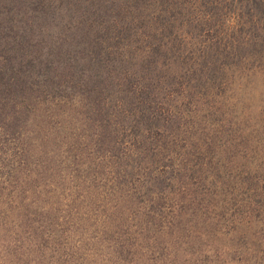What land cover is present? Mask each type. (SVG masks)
I'll return each mask as SVG.
<instances>
[{"label":"trees","instance_id":"16d2710c","mask_svg":"<svg viewBox=\"0 0 264 264\" xmlns=\"http://www.w3.org/2000/svg\"><path fill=\"white\" fill-rule=\"evenodd\" d=\"M257 80L264 0H0V217L50 264H264Z\"/></svg>","mask_w":264,"mask_h":264},{"label":"rangeland","instance_id":"374dc122","mask_svg":"<svg viewBox=\"0 0 264 264\" xmlns=\"http://www.w3.org/2000/svg\"><path fill=\"white\" fill-rule=\"evenodd\" d=\"M259 80L249 86L252 95L244 96L250 99L249 110L255 114L262 112V98L258 93L263 89ZM258 118H253L249 125L255 129ZM64 134V133H63ZM30 220L15 214L0 217V264H50L39 259V253L29 251L27 238L30 236ZM107 264V262H105Z\"/></svg>","mask_w":264,"mask_h":264}]
</instances>
